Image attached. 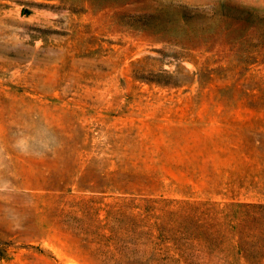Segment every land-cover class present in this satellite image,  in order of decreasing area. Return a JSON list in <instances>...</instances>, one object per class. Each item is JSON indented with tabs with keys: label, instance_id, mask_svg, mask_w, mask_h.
I'll list each match as a JSON object with an SVG mask.
<instances>
[{
	"label": "rangeland",
	"instance_id": "obj_1",
	"mask_svg": "<svg viewBox=\"0 0 264 264\" xmlns=\"http://www.w3.org/2000/svg\"><path fill=\"white\" fill-rule=\"evenodd\" d=\"M0 164V264H264V0H0Z\"/></svg>",
	"mask_w": 264,
	"mask_h": 264
},
{
	"label": "clouds",
	"instance_id": "obj_2",
	"mask_svg": "<svg viewBox=\"0 0 264 264\" xmlns=\"http://www.w3.org/2000/svg\"><path fill=\"white\" fill-rule=\"evenodd\" d=\"M16 149L21 153H27L29 151V142L25 138H21L16 141ZM2 167V164H0ZM8 190V183L6 181H0V193L6 192Z\"/></svg>",
	"mask_w": 264,
	"mask_h": 264
},
{
	"label": "trees",
	"instance_id": "obj_3",
	"mask_svg": "<svg viewBox=\"0 0 264 264\" xmlns=\"http://www.w3.org/2000/svg\"><path fill=\"white\" fill-rule=\"evenodd\" d=\"M202 208H203V206L202 205H199V206L195 207V211L197 213H200L201 215H203L205 213L203 212V209ZM207 210H211V209H207Z\"/></svg>",
	"mask_w": 264,
	"mask_h": 264
}]
</instances>
